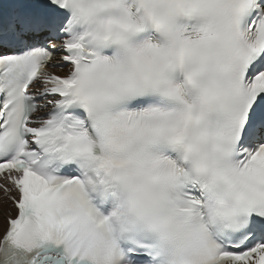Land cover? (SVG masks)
<instances>
[{
	"label": "snow or ice",
	"instance_id": "6c2138e0",
	"mask_svg": "<svg viewBox=\"0 0 264 264\" xmlns=\"http://www.w3.org/2000/svg\"><path fill=\"white\" fill-rule=\"evenodd\" d=\"M0 191V264H264V0H0Z\"/></svg>",
	"mask_w": 264,
	"mask_h": 264
},
{
	"label": "bare ground",
	"instance_id": "6f19581e",
	"mask_svg": "<svg viewBox=\"0 0 264 264\" xmlns=\"http://www.w3.org/2000/svg\"><path fill=\"white\" fill-rule=\"evenodd\" d=\"M2 206H3V204H2ZM0 222H2V221H0Z\"/></svg>",
	"mask_w": 264,
	"mask_h": 264
}]
</instances>
